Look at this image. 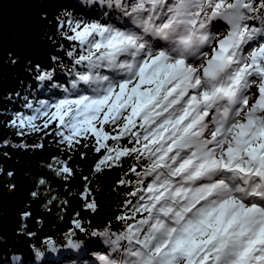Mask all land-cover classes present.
<instances>
[{
    "label": "snow or ice",
    "instance_id": "obj_1",
    "mask_svg": "<svg viewBox=\"0 0 264 264\" xmlns=\"http://www.w3.org/2000/svg\"><path fill=\"white\" fill-rule=\"evenodd\" d=\"M88 7L57 21L70 42L68 87L25 101L33 114L10 122H55L65 151L103 153L97 173L128 164L118 229L89 232L79 218L75 228L103 239L102 264H264V0ZM58 163V175H74ZM90 195L86 186L95 212Z\"/></svg>",
    "mask_w": 264,
    "mask_h": 264
},
{
    "label": "trees",
    "instance_id": "obj_2",
    "mask_svg": "<svg viewBox=\"0 0 264 264\" xmlns=\"http://www.w3.org/2000/svg\"><path fill=\"white\" fill-rule=\"evenodd\" d=\"M88 5L89 0H35L25 22L0 42V193L10 200L0 210V264H102L108 246L101 237L77 230L73 221L79 218L89 232L118 229L113 225L124 200L118 181L128 164L97 173L103 153L65 151L52 134L55 122L43 129V118L38 119L37 131L10 123L17 113L33 114L25 101L35 107L59 98L68 87L70 77L61 64L71 65L65 55L70 42L57 30V21L65 13L84 15ZM44 73H52L51 80H39ZM58 161L74 170L71 178L57 174ZM86 186L95 212L84 207Z\"/></svg>",
    "mask_w": 264,
    "mask_h": 264
},
{
    "label": "water",
    "instance_id": "obj_3",
    "mask_svg": "<svg viewBox=\"0 0 264 264\" xmlns=\"http://www.w3.org/2000/svg\"><path fill=\"white\" fill-rule=\"evenodd\" d=\"M34 3L35 0H0V42L8 40L13 31L25 22L32 13ZM8 202L7 194L0 193V210Z\"/></svg>",
    "mask_w": 264,
    "mask_h": 264
}]
</instances>
